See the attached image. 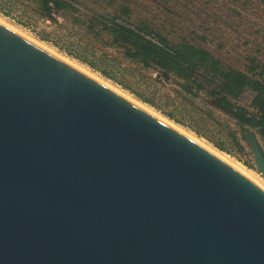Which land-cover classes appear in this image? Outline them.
Returning <instances> with one entry per match:
<instances>
[{
    "label": "water",
    "instance_id": "obj_1",
    "mask_svg": "<svg viewBox=\"0 0 264 264\" xmlns=\"http://www.w3.org/2000/svg\"><path fill=\"white\" fill-rule=\"evenodd\" d=\"M0 264H264V186L0 21Z\"/></svg>",
    "mask_w": 264,
    "mask_h": 264
},
{
    "label": "trees",
    "instance_id": "obj_2",
    "mask_svg": "<svg viewBox=\"0 0 264 264\" xmlns=\"http://www.w3.org/2000/svg\"><path fill=\"white\" fill-rule=\"evenodd\" d=\"M104 2L106 7H102ZM134 3L133 0H0V12L25 26L33 17L50 22L58 40L44 32L45 35L38 34L42 41L52 43L170 120L205 137L220 151L231 154L222 143L200 131L208 118L195 119L193 111L200 109L196 106L197 100L204 102V110L209 116L218 110L230 118L228 121L237 126L244 141L245 131L264 137V72L257 73L258 65L246 72L225 63L181 34L173 19L182 18L177 17L178 13H170V9L163 11L167 7L160 1L157 5L161 8L156 11L148 10L145 5H139L135 10ZM187 6L194 7L190 2L181 5L182 8ZM101 8L107 11L99 10ZM139 9L143 11L142 15L134 19V13ZM123 61L133 63L141 70L155 71L159 81L178 86L183 101L191 107L187 117L166 112L151 97L133 88L126 81L130 67ZM247 93L251 102L244 106L240 101ZM182 110L185 112L184 108ZM231 132L234 146L244 151L236 130L231 127Z\"/></svg>",
    "mask_w": 264,
    "mask_h": 264
},
{
    "label": "rangeland",
    "instance_id": "obj_3",
    "mask_svg": "<svg viewBox=\"0 0 264 264\" xmlns=\"http://www.w3.org/2000/svg\"><path fill=\"white\" fill-rule=\"evenodd\" d=\"M117 1L121 2L122 0ZM133 1H135V10L139 5H145L150 11H156V9L161 8L157 5V2L160 1L165 7H167L163 8V11L168 12V9H170V13H180L181 16H178V14L176 15L182 19H173L168 13L167 15L173 19L175 27L181 32V34L187 36L200 46L209 50L225 63L237 69L249 72L251 67H257L258 65V68H256L257 73L264 72V0ZM189 2L194 7H181V5H186ZM29 4L30 3L25 2L26 6H30ZM102 7H106V2L102 3ZM187 9H190V12ZM99 10L107 11L106 8H101ZM26 12L28 15H32L30 10H26ZM142 12L141 9L136 11L134 13V19L142 15ZM0 17L10 23V25L17 30L19 29L27 33L39 42L48 44L64 55L66 54L52 43L44 42L39 38L38 34L45 35L44 32H49L50 37L58 40V38L54 36V26H52L50 22L33 17L30 19L29 24L25 26L18 23L16 19L3 15L1 12ZM113 51H116V49ZM66 56L68 55L66 54ZM123 63L125 66L130 67L128 70L129 76L126 77V81L133 88L146 96L151 97L155 103L161 106L166 112L178 115L179 117H187L188 109H191V107L186 101H183L181 89L178 86L173 83L159 81L155 71L141 70L139 66L133 63L124 61ZM120 88L123 89L122 87ZM125 91L130 95H133L129 91ZM133 97L135 98L134 95ZM136 99L140 101L138 98ZM250 102L251 96L249 93H247L240 101L244 106H249ZM196 106L201 110L198 109L193 111L196 115L195 119L198 118L200 120L201 118V120H203L205 117L208 118L203 122L202 127L204 128H201L200 131L211 137L213 141L222 143V145L231 152V154L227 153L228 155L236 161H239L248 169L254 170L264 179L256 167L249 145L241 138L239 131L237 132V126H235L233 122L228 121L230 118L218 110H213V115L209 116L207 110H204L206 105H204L202 100H197ZM183 108L185 109V112L182 110ZM153 109L159 112L157 109ZM159 113L162 114L161 112ZM181 126L192 132L199 139L207 142L210 146L218 149L205 137H199L192 129L183 125ZM231 127L238 133L237 137H239L240 145L243 147L244 151H240L234 146L231 137L233 133L231 132ZM257 138L264 153V137L257 134Z\"/></svg>",
    "mask_w": 264,
    "mask_h": 264
},
{
    "label": "bare ground",
    "instance_id": "obj_4",
    "mask_svg": "<svg viewBox=\"0 0 264 264\" xmlns=\"http://www.w3.org/2000/svg\"><path fill=\"white\" fill-rule=\"evenodd\" d=\"M0 21L3 22L4 24L8 25L9 27L13 28L14 30L18 31L19 33L23 34L24 36H26L27 38L37 42L39 45L43 46L44 48H46L47 50L57 54L59 57L71 62L72 64L76 65L77 67L87 71L88 73H90L91 75H93L96 79H98L101 82H104L108 85H110L111 87L115 88L116 90H118L119 92H121L123 95L135 100L136 102L140 103L141 105L147 107L148 109L152 110L153 112H155L159 117L163 118L164 120L172 123L173 125L181 128L185 133L195 137L196 139H198L199 141H201L203 144L207 145V147L209 149H211L212 151L216 152L217 154L221 155L223 158H225L226 160H228L229 162L235 164L236 166H238L239 168H241L242 170H244L245 172H247L248 174H250L252 177H254L258 182H260L263 186H264V179L261 178L260 175H258L254 170L248 169L246 166H244L243 164H241L239 161H236L234 158H232L230 155H228L227 153L220 151L212 146H210L209 144H207V142H205L202 139H199L198 137H196L192 132H190L189 130H187L186 128L182 127L181 125L171 121L170 119H168L167 117L163 116L162 114H160L159 112H157L156 110H154L153 108L149 107V105L140 102L136 99V97L134 98L133 95H130L128 92H126L125 90L121 89L119 86H117L115 83H113L111 80L106 79L105 77H103L102 75H100L99 73L91 70L88 66L79 63V61L66 56V54L64 55L63 53H60L59 51H57L55 48L49 46L46 43L43 42H39L37 41L35 38L29 36L27 33L21 31V30H17L16 28H14L13 26L10 25V23H8L6 20L2 19L0 17Z\"/></svg>",
    "mask_w": 264,
    "mask_h": 264
},
{
    "label": "clouds",
    "instance_id": "obj_5",
    "mask_svg": "<svg viewBox=\"0 0 264 264\" xmlns=\"http://www.w3.org/2000/svg\"><path fill=\"white\" fill-rule=\"evenodd\" d=\"M257 137V135H255ZM264 154V153H263Z\"/></svg>",
    "mask_w": 264,
    "mask_h": 264
}]
</instances>
